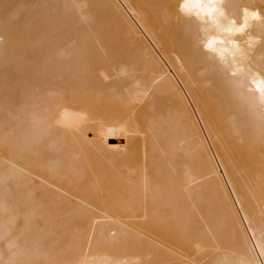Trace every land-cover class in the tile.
Instances as JSON below:
<instances>
[{
    "label": "bare ground",
    "instance_id": "bare-ground-1",
    "mask_svg": "<svg viewBox=\"0 0 264 264\" xmlns=\"http://www.w3.org/2000/svg\"><path fill=\"white\" fill-rule=\"evenodd\" d=\"M180 3L0 0V264H264V0Z\"/></svg>",
    "mask_w": 264,
    "mask_h": 264
},
{
    "label": "clouds",
    "instance_id": "clouds-1",
    "mask_svg": "<svg viewBox=\"0 0 264 264\" xmlns=\"http://www.w3.org/2000/svg\"><path fill=\"white\" fill-rule=\"evenodd\" d=\"M223 2L224 0H181L180 10L182 13L195 17L201 21L207 20L212 22L213 24H218L219 18L224 16V10L222 8ZM256 17V12H246V18L243 24L235 28L229 27L224 30L228 32L243 31V29L247 26V20L249 18ZM229 23L234 24V21H230ZM218 44H223V41L219 36H209L204 43V47L207 50L215 52L216 55L221 59H223L225 53H227L229 57L233 55V53L229 49L224 47H217ZM253 83L260 94L261 100L264 101V79H257L253 81Z\"/></svg>",
    "mask_w": 264,
    "mask_h": 264
},
{
    "label": "rangeland",
    "instance_id": "rangeland-1",
    "mask_svg": "<svg viewBox=\"0 0 264 264\" xmlns=\"http://www.w3.org/2000/svg\"><path fill=\"white\" fill-rule=\"evenodd\" d=\"M2 38H3V37H2ZM0 40H1V37H0ZM2 40H3V39H2ZM149 42H150L149 44H151L152 48L155 47V46L153 45V43H152L150 40H149ZM153 49H154V48H153ZM155 49H156V47H155ZM109 73H111V71H110ZM111 74H113V73H111ZM111 74H110V75H111ZM107 75H108V74H106L105 77H106V79H109V80H106L105 77H103V83H104V84H106L107 82H109L110 79H111V80H114L115 78H117V77H115L114 74L111 75V76L115 77L114 79H113V77H111L110 75L107 77ZM104 79H105L106 82H104ZM180 86H181V85H180ZM182 90H183V88H182ZM183 91H184V90H183ZM184 95H186L185 91H184ZM187 96H188V95H186L185 97L188 99L189 96H188V97H187ZM189 99H190V98H189ZM189 99H188V100H189ZM190 100H191V99H190ZM190 100L188 101V103H190V104H191V107L193 108V106H192L193 103H191L192 101L190 102ZM193 110H194V109H193ZM194 112H195V111H194ZM195 113H196V112H195ZM196 119L198 120V122H199L200 125H201V122H200V120H199V117L197 118V115H196ZM201 128L203 129L202 125H201ZM203 130H204V129H203ZM203 135H204L205 139H207V134L205 133V131H203ZM206 141H208V140H206ZM213 153H214V152H213ZM213 155L215 156V154H213ZM215 157H216V156H215ZM215 159H216V158H215ZM216 161H217V159H216ZM217 164H219V163L217 162ZM112 166H113V165H112ZM137 166H138V167H136L135 169L138 168L139 171H138V169H137V171H138L139 173H140L141 171H145L146 168H147V167L145 166V164H142L143 167L141 166V164H140V165H137ZM144 166H145V168H144ZM117 167H118V166H117ZM118 168H119V167H118ZM218 168H219L220 173H221V175H222L223 172H222L220 166H218ZM109 169H110V168H109ZM115 169H116V168H115V166H114V170H115ZM114 170H113V171H114ZM108 171H109V170H108ZM110 171H112V170H110ZM110 171H109V172H110ZM109 172H108V173H109ZM119 172H120V171H119ZM119 172L117 171V173H118V177H117V178H116V176H117L116 172H115L116 176H115V174H112V175H113L116 179H118V178L120 177ZM134 172H136V170H134ZM138 172H137V173H138ZM110 173H111V172H110ZM113 173H114V172H113ZM140 174H141V173H140ZM108 175H109L110 177L112 176V175H110V174H108ZM137 177H139V178H137ZM137 177H136L137 180H139V181H141V182H142V180L144 179V176H141V177H140V176H137ZM142 177H143V179H142ZM152 177H153V176H152ZM152 177H147L146 179H144V181H146V180L150 181V180H151V182H152V179H153ZM112 178H113V177H112ZM136 178H135V179H136ZM140 178H141L142 180H141ZM137 180L134 182V185H135V183H137ZM40 181H41V180H40ZM141 182H140V183L138 182L137 184L139 185V184H141ZM228 188H230V187L228 186ZM229 191H230V193H231V190H230V189H229ZM231 195H232V193H231ZM232 197H233V196H232ZM233 199H234V198H233ZM234 202H235V201H234ZM236 207H237V206H236ZM237 210L239 211V208H238V207H237ZM97 211H98V209H97ZM97 211H96V212H97ZM101 212H102V211H101ZM98 213H100V212H98ZM102 213H103V212H102ZM100 214H101V213H100Z\"/></svg>",
    "mask_w": 264,
    "mask_h": 264
}]
</instances>
